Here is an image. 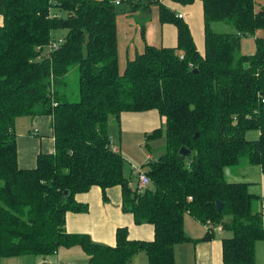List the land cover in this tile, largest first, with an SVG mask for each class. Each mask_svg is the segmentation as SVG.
Segmentation results:
<instances>
[{
  "label": "trees",
  "instance_id": "trees-1",
  "mask_svg": "<svg viewBox=\"0 0 264 264\" xmlns=\"http://www.w3.org/2000/svg\"><path fill=\"white\" fill-rule=\"evenodd\" d=\"M162 1L200 3L202 53L188 25ZM162 1L0 0V259L47 257L79 246L87 264H128L140 252L148 264H175V246L191 241L185 215L230 233L222 240V264H255L257 242L264 256V206L256 210L259 197L248 184L225 176L243 160L264 175V37L254 38L253 54H241V39L264 31V6L255 11V0ZM150 4L158 7L161 24L176 28V47L145 45L121 71L116 18L128 7L135 12ZM216 22L235 32H213ZM57 31L65 32L63 43L46 57ZM141 36L145 41L144 28ZM72 68L76 102L59 90ZM149 111L164 119L165 130L146 135L145 146L164 135L165 152L148 161L150 182L140 186L124 175L123 156L111 147L112 127L118 132L123 113ZM36 116L51 118L54 151L21 169L15 121ZM249 132L257 138L247 139ZM181 148L189 155L181 156ZM93 187L104 200L108 189L119 187L122 210L134 224L151 225L153 239L130 240L127 228H117L114 246H106L67 233L66 214L88 210L76 196Z\"/></svg>",
  "mask_w": 264,
  "mask_h": 264
},
{
  "label": "crops",
  "instance_id": "crops-1",
  "mask_svg": "<svg viewBox=\"0 0 264 264\" xmlns=\"http://www.w3.org/2000/svg\"><path fill=\"white\" fill-rule=\"evenodd\" d=\"M161 3L172 9L176 15H183L182 20L188 25L196 49L202 53L203 20L200 3L195 2L187 7L171 6L163 1ZM256 4L255 0V11H258L262 7V3L257 4V7ZM127 9L126 12H121L116 18L118 65L121 71L124 70L127 60L133 59L137 54L143 52L145 45L155 48H174L177 43L176 28L171 24H161L159 22L158 7L155 4H150L145 10L138 9L135 12H131L129 7ZM141 12L145 14H141ZM1 23L2 17L0 15V25ZM142 28H144L145 41L141 36ZM255 35L264 37V31H258ZM163 128L164 119L155 111L123 113L120 115L119 120V145L114 144L112 147L114 151H119L122 155H125L129 150V146L136 140L144 141L146 135L156 129L163 130ZM14 132L17 161L21 169H32L35 166L38 154H50L54 151L51 118L48 116L19 118L15 121ZM149 148L148 146L147 149L149 150ZM146 159L147 162L154 161L150 154L146 156ZM129 171V175L133 173L131 172V166H129ZM225 176L228 182L248 184L250 193L259 197L256 210L261 205L264 206V175L259 167L241 162L237 166L226 170ZM128 180L133 183L132 179L129 178ZM105 195L106 199L104 200L98 187H93L89 192L77 195L76 200L86 205L88 210L85 213H67L65 219L66 232L88 235L93 243L106 246H114L117 228H127L130 240L149 242L153 239L151 225L146 223L134 224L131 214L122 210L119 187L108 189ZM183 227L185 235L191 241L175 246V264H222V240L230 237L228 231L223 229L221 231L217 229L208 231L204 225L190 215L184 216ZM206 234L212 236L210 240L196 241L202 239ZM70 251L73 253H68ZM41 261H46L47 264H87L88 257L79 246H75L69 249L60 248L55 255L47 257L2 258L0 264H40ZM128 264H148L147 256L144 252H140L133 256ZM255 264H264L263 244L261 242H257L255 245Z\"/></svg>",
  "mask_w": 264,
  "mask_h": 264
},
{
  "label": "rangeland",
  "instance_id": "rangeland-1",
  "mask_svg": "<svg viewBox=\"0 0 264 264\" xmlns=\"http://www.w3.org/2000/svg\"><path fill=\"white\" fill-rule=\"evenodd\" d=\"M257 4L262 3V6H264V0H256ZM256 4V7L258 6ZM119 9V7H118ZM141 14H145L144 12H141ZM211 30L215 33H222V34H230L234 33V29L225 23L222 22H216L211 25ZM65 32L63 31H57L54 32L53 35H59L61 34L62 36L64 35ZM259 35H255L254 37H247V38H242L241 39V54L244 55H251L255 51V45H254V38ZM59 90H61L62 93H64L67 96V99L71 102H76L78 100V72L76 68L70 69L68 74L66 75V78L63 80V82L59 86ZM25 117L21 118L24 119ZM112 131L114 132L115 136L112 139L111 145L113 146L114 144L119 145V140H118V135L116 132V127H112ZM165 130V128H163ZM257 132H249L246 134V138L251 140V139H256ZM252 135V136H251ZM144 141H139L136 140L132 145L129 146V150L125 155L123 156L124 159V172L125 176L127 179H132V182L134 185L137 184V176L134 175V173L130 174L129 171V166H131V172H133L134 169H139L141 171H146L147 168V159L146 156L148 154L152 155L153 159L156 160L160 156L164 154V135L151 140L148 142V146L150 147L149 150L145 146V139ZM134 141V140H133ZM122 142L124 143V140L122 139ZM144 143V144H143ZM111 146V147H112ZM122 154V153H121ZM246 163L245 160L242 161V163ZM145 166V167H143ZM129 171V172H128ZM68 253H73V252H68Z\"/></svg>",
  "mask_w": 264,
  "mask_h": 264
},
{
  "label": "built area",
  "instance_id": "built-area-1",
  "mask_svg": "<svg viewBox=\"0 0 264 264\" xmlns=\"http://www.w3.org/2000/svg\"><path fill=\"white\" fill-rule=\"evenodd\" d=\"M160 1H162V0H160ZM115 5H119V2L116 1ZM177 17L178 18H183V15L182 14H177ZM62 43H63L62 37L59 36V37L54 38V40L50 41L49 44L46 46L44 55H46V57H49V55L52 52L57 51L60 48ZM34 132L36 133L37 131H34ZM149 158H151V157H149ZM133 171L137 175V179H138V182H139L140 186H146V185L149 184L150 180H149V178L146 176V174L143 171H141L139 169H134ZM206 228L208 230H212V229L220 230L221 229L220 227L212 226L211 222H207L206 223ZM40 264H47V263H46V261H41Z\"/></svg>",
  "mask_w": 264,
  "mask_h": 264
},
{
  "label": "water",
  "instance_id": "water-1",
  "mask_svg": "<svg viewBox=\"0 0 264 264\" xmlns=\"http://www.w3.org/2000/svg\"><path fill=\"white\" fill-rule=\"evenodd\" d=\"M179 153H180V155L183 156V157L189 155V151L186 150V149H184V148H181L180 151H179ZM66 194H67V192H64V193H63V197H65ZM221 207H222V203H220V202H216V210H217V212L220 211Z\"/></svg>",
  "mask_w": 264,
  "mask_h": 264
}]
</instances>
